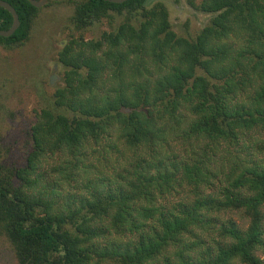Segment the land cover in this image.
Masks as SVG:
<instances>
[{"label":"trees","instance_id":"1","mask_svg":"<svg viewBox=\"0 0 264 264\" xmlns=\"http://www.w3.org/2000/svg\"><path fill=\"white\" fill-rule=\"evenodd\" d=\"M3 1L21 26L0 37V48L14 50L41 9ZM72 3L78 32L126 18L99 39L65 44L66 85L38 114L26 166L7 165L0 150V238L18 264H264V161H235L227 171L213 168L210 154L264 131V0H188L210 16L195 37L174 31L164 0ZM12 25L0 7V30ZM104 140L113 142L107 152L136 157L122 183L88 180L92 199L80 206L37 191L42 160L70 155L65 163L78 168ZM188 188L193 200L173 202ZM227 212H241L247 229L220 223Z\"/></svg>","mask_w":264,"mask_h":264},{"label":"rangeland","instance_id":"2","mask_svg":"<svg viewBox=\"0 0 264 264\" xmlns=\"http://www.w3.org/2000/svg\"><path fill=\"white\" fill-rule=\"evenodd\" d=\"M74 1L76 0H47L35 21L28 42L14 50L0 48V150L3 161L16 169L26 166L27 158L33 151L31 129L38 121L39 112L53 105L57 89L66 85V73L59 63V53L65 44L71 38L82 35L86 40L99 39L104 32H111L120 26L126 18L125 15L115 16L112 22L105 19L103 23L78 32L72 21ZM164 1L169 6L173 29L179 36L195 37L209 22L210 16L196 11L188 0ZM201 1L196 0V3ZM52 78L54 83L51 82ZM248 138L239 145L223 144L215 153L210 151L212 167L228 171L235 161L245 164L264 161V131L254 132ZM178 140L169 139L168 142L173 146ZM110 144L113 142L92 144L85 150L86 156L78 168L65 163V160L70 162V155L64 158L60 154L55 158L42 160L38 172L45 180L37 191L51 193L56 190V198L58 197L61 205L73 203L80 206L79 200L92 199L94 189L88 186V180H105L107 184L109 181L122 183V176L125 177L128 170L135 168L136 157L129 151L125 152L124 157L114 154L111 149L107 152ZM179 152L176 153L177 157L181 156L180 149ZM143 157L149 156L144 154ZM213 192L217 190L214 189ZM176 197V200L171 198L175 203L187 198L193 200L195 195L188 188L185 193H179ZM219 219L220 223L232 220L243 230L249 225V220L241 212L222 213ZM118 238L113 237L112 240L119 242ZM212 238L218 239V235H212ZM205 240L209 242V246L214 245L210 236ZM259 256L264 259V254ZM0 264H18L15 253L5 238H0Z\"/></svg>","mask_w":264,"mask_h":264},{"label":"water","instance_id":"3","mask_svg":"<svg viewBox=\"0 0 264 264\" xmlns=\"http://www.w3.org/2000/svg\"><path fill=\"white\" fill-rule=\"evenodd\" d=\"M28 1L31 3L32 6H34L37 9H41L44 6H46V4H47V0H28ZM104 1L115 3V4H123L129 0H104ZM0 7L7 10L13 16L12 27L7 31L0 30V37L9 38V37L13 36L16 33V31L20 28L21 22H20V19H19V16H18L16 10L14 9V7H12L11 4H9L6 1L0 0ZM51 82L54 83L53 78H52Z\"/></svg>","mask_w":264,"mask_h":264}]
</instances>
